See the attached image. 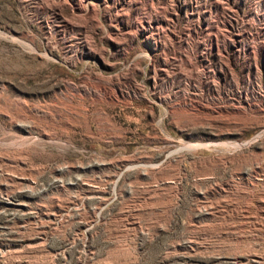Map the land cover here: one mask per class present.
Here are the masks:
<instances>
[{"label":"rangeland","instance_id":"obj_1","mask_svg":"<svg viewBox=\"0 0 264 264\" xmlns=\"http://www.w3.org/2000/svg\"><path fill=\"white\" fill-rule=\"evenodd\" d=\"M0 264H264V0H0Z\"/></svg>","mask_w":264,"mask_h":264}]
</instances>
